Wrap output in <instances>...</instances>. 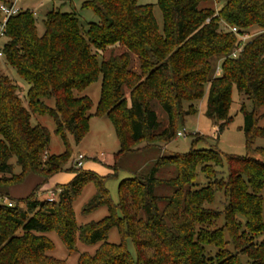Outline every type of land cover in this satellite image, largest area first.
<instances>
[{"label":"trees","instance_id":"obj_1","mask_svg":"<svg viewBox=\"0 0 264 264\" xmlns=\"http://www.w3.org/2000/svg\"><path fill=\"white\" fill-rule=\"evenodd\" d=\"M138 1L83 0L82 6L98 17L86 25L75 12L53 8L43 19L42 33L30 10L7 19L3 63L28 88L24 102L19 85L0 69V264H65L48 253L53 249L44 234L48 231H55L69 251L77 238L100 242L94 254L82 253L77 264H264V238L257 239L264 230V161L247 155L224 157L214 147L192 146L186 153L162 156L149 173L119 182L117 203L102 177L76 165L54 198L39 200L38 185L24 199L9 196V189L29 174L45 180L62 171L71 157L68 147L58 155L47 152L50 132L31 124L32 115H50L55 133L63 139L69 133L79 143L89 131L93 102L75 91L99 78L94 115L110 119L120 144L116 158L139 150L142 142L149 147L177 136V123L195 113L193 102L206 87V115L219 131L232 120L235 87L252 103L251 110L244 103L239 109L246 147L252 149L254 138L264 137L256 116L264 106V0H157L161 26L153 5ZM213 1L221 4L217 12ZM222 22L252 35L236 57L231 54L241 41ZM115 47L121 52L114 53ZM107 49L104 58L100 54ZM46 99H53L54 106ZM255 151L264 156L263 148ZM224 158L228 174L218 177ZM164 166L173 169L172 177H157ZM197 169L206 179L203 184L196 182ZM89 181L97 193L85 210L105 205L108 214L78 226L72 202ZM217 192L224 199L221 209L212 206ZM112 227L119 231V243L107 241Z\"/></svg>","mask_w":264,"mask_h":264},{"label":"rangeland","instance_id":"obj_2","mask_svg":"<svg viewBox=\"0 0 264 264\" xmlns=\"http://www.w3.org/2000/svg\"><path fill=\"white\" fill-rule=\"evenodd\" d=\"M12 0H0L1 2H11ZM83 0H70L65 3L57 0H17V7L20 10H30L34 13L38 33L43 32V19L48 11L51 9H60L64 12H75L81 22L86 25L87 22H96L97 15L92 9L82 6ZM140 4H152L153 13L158 22L162 25V14L159 7L156 5L157 0H139ZM214 8L219 7V4L211 3ZM210 4V5H211ZM216 11V10H215ZM252 36V35H251ZM6 37L0 39V43L4 44ZM114 53L121 52V48L115 47ZM100 54L106 58L110 54V50H103ZM132 67L137 70L138 62L135 56H132ZM0 69L3 73L7 74L15 83L20 87V96L24 101V96L27 92V83L23 81L16 73V71L3 63V58L0 59ZM220 67L217 66L215 70L216 75H220ZM101 79L90 83L81 91H75L76 96H88L92 102V108L89 118V131L82 138L79 143H75L73 137L69 133H65L64 139L61 135L55 133L54 119L48 115H32L31 124H41L45 126L50 132V140L48 145V153L58 155L63 153L68 147L71 150V157L62 171L56 172L46 178L45 180L35 174H29L21 184L14 185L9 189V196L16 199H24L29 196L33 188L37 185V198L45 200L51 198L49 195L54 191V197L57 196L59 188L70 181L73 173L69 170L71 165H76V157L78 153H83V165L80 170L90 171L103 178V184L108 189L111 200L114 203L118 202V184L119 182L128 177L136 175H145L151 171L155 162L162 156H168L173 153H186L193 146L196 149L201 148H216L224 157L225 155H241L249 156L264 161V156L260 155L256 148L264 149V137L257 136L254 138L252 149L246 147L245 134L242 129L244 118L239 111L241 103H244L246 108L251 110L252 103L246 99L245 95L239 93L235 87L232 90V103L229 109V115L232 117L229 122L221 131L218 130V124L206 115V99L207 87L201 99L193 102L195 113L184 115L183 122L176 125L177 131H185L184 136H175L165 143H157L154 146L143 147L145 143L142 142L138 145L139 150L126 153L118 158L116 154L120 149L119 140L115 133L114 127L107 116H97L95 114L96 106L100 96ZM25 102V101H24ZM48 106H54L53 99H46ZM25 104V103H24ZM188 103H184L186 108ZM156 112L161 121L164 120V113L159 107H156ZM256 116L258 117L257 126L264 128V106L257 109ZM197 140L194 142V140ZM194 142V143H193ZM45 159V157H43ZM13 161V160H12ZM15 173L20 171L16 166ZM218 177H226L228 174V163L226 158L223 159V166L218 168ZM157 177L170 178L174 175L171 167H161L156 173ZM197 183L203 184L206 182L204 175L197 169ZM169 192V190H165ZM56 192V193H55ZM97 193L96 185L93 181L87 182L82 188L80 194L73 200L72 207L76 224L78 226L98 221L108 214V208L105 205L99 206L91 211H86L85 206L91 198ZM264 199V187L261 191ZM53 197V198H54ZM220 192L216 193L215 208L221 209L223 207L224 199ZM0 202H2L0 198ZM223 217L219 219V224H222ZM264 222V217H263ZM52 242L53 249L48 253L55 258L64 261L65 264H77L78 258L82 253L94 254L98 249L100 242L96 243H83L78 238L76 239L75 249L69 251L63 244L59 235L55 231H48L44 233ZM264 238L263 232L257 236V239ZM121 240L119 231L116 227L109 229L107 234V241L111 243H119ZM127 249L131 256L136 258V251L131 239H128ZM232 249L231 244L228 246ZM207 250L214 253V247L209 246ZM245 257H242V261Z\"/></svg>","mask_w":264,"mask_h":264},{"label":"built area","instance_id":"obj_3","mask_svg":"<svg viewBox=\"0 0 264 264\" xmlns=\"http://www.w3.org/2000/svg\"><path fill=\"white\" fill-rule=\"evenodd\" d=\"M215 3H217L215 1ZM17 0H12L11 2H1L0 3V39L5 37V27H6V22L7 19L12 16L15 15L19 12V8L17 7ZM217 12V11H215ZM222 27L225 30H229L231 32H233L234 34L237 35V37L240 39L241 41V45L236 48L231 56L232 57H236L237 54L241 51L242 45L250 38V35L248 33H241L239 32L238 28L235 26H229L227 25L225 22H222ZM4 56L3 53V44L0 43V59H2ZM186 133L184 130L182 131H177V136H184ZM44 157H46V155H44ZM84 158V155L82 153H78L77 157H76V167H81L82 166V159ZM51 198L54 197V193L51 192L49 195ZM7 203L8 206L12 205L11 201H5Z\"/></svg>","mask_w":264,"mask_h":264},{"label":"crops","instance_id":"obj_4","mask_svg":"<svg viewBox=\"0 0 264 264\" xmlns=\"http://www.w3.org/2000/svg\"><path fill=\"white\" fill-rule=\"evenodd\" d=\"M216 4H217V3H216ZM220 5H221V4H219L218 9H217V8H214V9H215L216 11H218L219 8H220ZM249 35H250V34H249ZM250 37H251V35H250ZM27 88H28V86H27ZM47 152H48V151H47ZM79 153H80V152H79ZM82 154H83V153H82ZM83 155H84V154H83ZM82 165H83V162H82ZM81 167H82V166H81ZM73 175H74V174H73ZM12 187H13V186H12ZM12 187H11L10 189H13ZM53 193H54V191H53ZM55 193H56V192H55Z\"/></svg>","mask_w":264,"mask_h":264}]
</instances>
